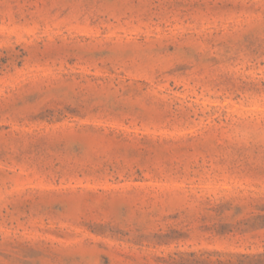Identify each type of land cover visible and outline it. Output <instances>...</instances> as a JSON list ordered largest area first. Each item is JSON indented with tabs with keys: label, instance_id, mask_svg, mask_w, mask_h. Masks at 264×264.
Returning a JSON list of instances; mask_svg holds the SVG:
<instances>
[{
	"label": "rangeland",
	"instance_id": "obj_1",
	"mask_svg": "<svg viewBox=\"0 0 264 264\" xmlns=\"http://www.w3.org/2000/svg\"><path fill=\"white\" fill-rule=\"evenodd\" d=\"M0 264H264V0H0Z\"/></svg>",
	"mask_w": 264,
	"mask_h": 264
}]
</instances>
